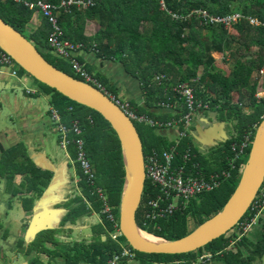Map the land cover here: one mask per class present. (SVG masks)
Listing matches in <instances>:
<instances>
[{
    "label": "trees",
    "instance_id": "1",
    "mask_svg": "<svg viewBox=\"0 0 264 264\" xmlns=\"http://www.w3.org/2000/svg\"><path fill=\"white\" fill-rule=\"evenodd\" d=\"M44 1L57 4L61 0ZM93 1L95 5L85 11L73 9L71 13H59V24L63 28L64 37L74 43L83 44V50L88 46L92 47L91 50L103 60L121 63L140 82L146 95L144 108L155 107L161 115H168L169 118H154L131 103L137 114L144 115L154 122L179 119L181 114L186 112L185 108L178 105L165 111L158 105L161 101H167L168 96H173L172 86L188 84L193 89L197 102L208 105L211 112H217L220 121L233 124L235 135L224 144L227 153L211 159H205L198 153L195 159L202 165L206 175L213 171H229L232 174V178L226 179L220 189L190 200L184 209L175 211L173 215L152 220L146 217L149 202L160 200L167 195L173 199V193L150 185L149 182L145 185L137 212L138 227L148 234L168 241L179 240L196 230L191 229L192 223L196 227L204 224L222 212L229 203L242 176L239 171L241 165L246 163L251 149L248 148L246 156L237 168L231 169L227 161L230 145L232 142L243 140L246 134H251L253 139L263 121L264 99L257 98V75L264 69V25L255 26L250 23L249 18L264 24V0H164V10L160 0ZM193 10H205L217 16L241 14L243 19L236 22L231 29L223 25L203 26L197 17L187 19ZM33 14L34 11L24 5L12 0H0V17L22 34L23 29L31 22ZM88 19L96 21L99 26L98 32L91 37L85 35ZM46 22L48 26L45 25L31 33L35 42L33 44L49 63L80 80L69 61L49 48L50 25L47 20ZM142 27H145L143 33L140 32ZM47 50V54L55 58V64L45 56ZM228 58L233 61L232 66L229 65ZM77 60L81 62L79 57ZM84 67L87 69L86 65ZM67 70H72L73 73ZM87 71L91 73L90 70ZM19 73L21 77L33 79L50 95L51 106L61 112L65 124L70 127L72 121L79 120L86 153L95 170V186H91L86 182L81 169L76 166L77 176L80 177L77 186L81 195H76L64 205L69 212L61 226L64 227L67 223L75 225L80 217L94 212L102 214L103 203L96 193V188L103 190L109 203L115 207L114 213L118 215L124 189L125 168L120 142L110 123L98 112L38 82L20 67ZM157 75L164 76L160 83L156 80ZM95 79L110 95L117 97L116 88L115 91L113 87L109 88L100 77ZM173 100L177 98L173 97ZM135 125L143 144L145 158L154 150H168L176 140L169 144L167 139L159 134L163 129L154 125L137 122ZM141 128L149 130L146 140L142 137ZM172 132L177 134L175 130ZM189 148L196 152L193 137L182 139L178 149L183 153ZM69 152L75 159L73 146H70ZM53 176L52 172L35 165L24 143L12 147H4L0 143V177L6 183L5 194L11 195L6 201V215L13 209L14 199L20 197L23 210L31 216L35 202L42 197ZM78 197L81 200H78ZM70 205L72 208H69ZM102 222L103 226L94 229L96 231L100 227L90 244L61 241L56 237L60 231L48 230L39 233L28 245L25 237L18 239L15 245L16 253L33 255L29 264H40L41 255L49 257L52 261L61 258L64 264H109V260L121 252L122 241L124 240L127 246L129 244L123 236L118 238L119 241L112 239L110 234L114 231V224L107 220L105 214H102ZM234 229L233 234L229 235V232L192 253L169 255L137 252L143 264H254L255 261L262 264L264 228L261 233L257 232V239H253L250 233L241 240H238L237 227ZM102 237L107 240L103 241ZM8 238L7 232L2 240ZM210 255L211 259L208 258Z\"/></svg>",
    "mask_w": 264,
    "mask_h": 264
},
{
    "label": "built area",
    "instance_id": "2",
    "mask_svg": "<svg viewBox=\"0 0 264 264\" xmlns=\"http://www.w3.org/2000/svg\"><path fill=\"white\" fill-rule=\"evenodd\" d=\"M12 1L24 5L30 10L39 12L51 26V31L48 36L50 48L60 57L69 61L75 74L80 76V80L106 91L95 77L87 71L84 65L77 60V52L83 50L84 45L66 39L58 19L59 13L61 12L71 13L73 9L85 11L93 7L95 5L93 0H61L57 4L43 0L36 2H30L28 0ZM160 2L162 4V9H166L164 0H160ZM173 16L177 18L176 15L173 14ZM193 17H197L203 26L223 25L227 29H231L236 22L243 19L241 14L217 16L205 10H193L189 13L187 19ZM249 20L250 23L255 26L264 25L257 19L249 18ZM261 73L264 74V69ZM4 74H8L15 78H18L20 75L19 67L13 58L0 48V75ZM163 79V76L157 77L159 83ZM171 92L173 96H168L167 101H161L158 106L166 111L169 107H177L179 105L185 108L186 112L181 114L179 119H173V121L155 122L144 115L137 114L129 101H123L107 92L112 100L134 123L150 124L163 130H175L179 135V139L175 140L168 150L162 152L154 150L145 158L146 183L149 182L150 185L160 187L162 190L167 189L168 193H173V199H170L167 195L165 198L161 197L160 200L149 202L147 205L146 217L152 220L163 219L173 215L175 211L184 209L190 200L220 189L226 179L229 180L232 178V174L229 171H213L209 175L204 173L202 165L195 160L197 154L203 152V148H200L199 152H194L191 148L186 149L183 153L179 151L178 148L182 139L192 137L193 135L195 117L205 112L211 113V111L208 105H204L195 100L194 91L188 84L174 85L171 88ZM167 93L168 91L165 88V94ZM27 94L34 95L35 91L27 89ZM173 97L177 98V100H173ZM50 113L53 122L57 125V130L60 135V149L69 155V147L71 144L74 145L76 152L74 166L76 165L81 169L89 185L95 186V170L86 153L85 141L82 138L83 129L81 128L79 120L72 121L69 127L64 123L63 116L58 109L51 106ZM73 136L74 139H71ZM253 139H251V134H246L244 139L240 142L231 143L230 155L227 157L228 165L231 169H236L239 162L246 156L248 148L252 146ZM245 164L246 163L241 165V169L239 170L241 174ZM77 179H79L77 181V183H79L80 177L77 176ZM96 193L103 203V214L106 215L109 222L114 224V232L116 234H112L113 239L121 237L119 214L117 215L114 213L115 207L109 203L108 197L101 188H96ZM247 214L249 215L246 217ZM247 214L244 217L245 219L243 218L244 221H242V219L236 226L239 232L238 240H241L245 235L251 233L262 222V218L264 217V185ZM138 256L139 254L135 249L126 247L123 248L120 253L115 254L112 263L119 264L124 260H130L132 262L135 261ZM211 257L210 255L208 258L211 259Z\"/></svg>",
    "mask_w": 264,
    "mask_h": 264
},
{
    "label": "water",
    "instance_id": "3",
    "mask_svg": "<svg viewBox=\"0 0 264 264\" xmlns=\"http://www.w3.org/2000/svg\"><path fill=\"white\" fill-rule=\"evenodd\" d=\"M0 48L38 82L98 112L116 132L125 168L124 189L119 206V226L122 236L132 249L146 254L177 255L196 252L227 235L245 217L264 185V118L256 130L240 182L223 211L184 238L168 241L155 236L162 242L153 244L143 239L140 234L143 231L137 225V212L146 185V171L143 144L133 120L106 91L76 79L49 63L27 37L1 17ZM214 114L216 116L218 113L214 112ZM223 123L220 126H223ZM198 132L203 136L206 130H198ZM218 142H226V139ZM206 146L215 147L217 143L206 144ZM29 156L37 167L55 175L33 208V216L24 238L27 244L32 243L43 231L57 230L63 217L69 212L66 208L60 207L68 202L64 193L66 194L68 181L65 164H68L69 160L62 164V170H58L43 154H30ZM50 205L55 207L48 208Z\"/></svg>",
    "mask_w": 264,
    "mask_h": 264
},
{
    "label": "crops",
    "instance_id": "4",
    "mask_svg": "<svg viewBox=\"0 0 264 264\" xmlns=\"http://www.w3.org/2000/svg\"><path fill=\"white\" fill-rule=\"evenodd\" d=\"M34 12L35 15L33 16L31 22L28 24L27 27L29 31H31V33H34L41 27L47 25L46 20L41 16V14L36 11ZM96 25L98 24L96 23ZM50 31H51V26H50ZM87 34L89 35V30L86 28L85 35L87 36ZM86 48L87 49L85 50H81L77 52L76 56L79 57L80 61L84 65H86L88 70L91 71L92 74L91 73L90 74L95 78L100 76L107 77L110 80L111 84H113V86H116L118 89L122 90L119 95L116 94L117 98L121 100L127 99V101L132 103L134 106H137L138 109L139 108L142 109V107L144 108L145 106L144 100L146 99L144 98L145 97V95L143 94L144 90L138 79L128 74L126 70L124 71L120 63L111 60H103L102 57H99L96 53H94L91 50L92 47L88 46ZM49 50H47L46 53H49ZM27 89L34 90L35 94L34 95L27 94ZM42 96L45 99H47L49 102V107L47 110L48 116L50 114L49 119L45 118ZM50 98H51L50 95L46 94L44 90L41 87L37 86L35 82H33V80L29 77L23 76L20 78H15L8 74L0 75V112L2 113L4 112L3 110L4 107H7L10 110L9 113H7L10 119V125L9 127L0 130V143L4 147H12L19 143H24L27 147V151L29 155L43 154L48 161H50L56 168H58V170H62L61 169L62 164H65V161L68 159H66L67 158L65 156L66 153H64L59 147L60 135L57 130V125L53 122L51 118ZM257 98H259V100L264 99L262 97H259L258 93H257ZM146 111L147 113H150L154 118H162V119L169 118L168 115H161L158 109L155 107L151 109H146ZM209 115L210 117H205L204 113H202L195 117L193 135H192L195 147L197 148L201 147V149L203 148L205 150L211 148H217L219 145L220 146L224 145L231 138V135L228 134V129L230 130L233 129V124L227 121H220L218 114L215 116L213 112L210 113ZM207 121H209L208 124ZM222 122H224L223 126H220ZM202 124H206L207 127H203ZM53 125L55 126L56 130H54ZM198 130L199 131L206 130V133L203 134V136H201ZM159 134H162L163 137L167 139L169 144H171V142L175 140L174 139L175 135L172 131L162 130L159 131ZM52 137H55L57 141V149L61 150V152H63L64 154L61 155L65 159L62 162L60 161L56 163L53 160H51L46 154L45 146L46 144H48L49 146L52 145ZM71 139H74V136L71 137ZM222 139L224 140L226 139V142L219 143L218 141ZM214 143H217V146L215 147L206 146V144L212 145ZM70 146L74 147L73 144H71ZM70 164L71 163L69 161L68 164L67 163L65 164V173L67 174L68 181L66 184L67 189H66V194L64 193V197L68 199V202L70 201V199L74 198L75 195L79 194V189L77 186L79 184L77 183V181L79 180L77 179V167L76 166L70 167ZM69 191L71 194L69 193ZM73 193L75 195H73ZM38 201L39 200L35 202V205ZM19 205L21 206L20 201H19ZM51 206H53V208L55 207L54 205H50L48 206V208H50ZM60 207L66 208L65 206H60ZM21 208L22 206L20 207V211L18 215L22 217L20 219L14 220V223L17 224L18 226L15 242L13 244L9 242L11 245V246L9 245L10 249L13 250L17 249V246L15 245L17 240L20 239V233L22 231V228L25 227V230L22 233L24 234L27 231L28 224L33 216V214L29 216L23 210V208L22 209ZM102 214L94 212L91 215L80 217L75 225L67 223V225L62 227L61 226L62 222H61L57 230L59 231L60 229H63L62 230L63 232H59L56 235V237L59 240L65 242H75V241L81 242V239H86L89 242H92L94 235H96L97 231H100V227L96 231L94 229L98 226H103ZM263 220L264 217L262 218V221ZM263 226L264 223L262 224V229L264 228ZM69 230L73 231L74 234L76 231H80L81 233L80 235L74 236V234L71 235L72 232H70ZM88 230H91V232H88ZM7 232L9 233L10 236L9 230H5V231L3 230V232L0 231V235H2V233L5 235ZM112 234H116V233L113 231V233L110 234V236L113 239ZM257 235L258 234H254L253 237H257ZM102 238L103 241L107 240L106 237H102ZM114 240H118V238ZM8 241H10L9 238L7 240H4L5 245L6 244L8 245ZM126 247L129 246L124 245L122 243L121 251L123 250V248ZM18 255H22V254L16 253V257ZM24 257L25 258H23L22 262H19L18 264H29V261L31 260L33 255L24 256ZM40 258H41L40 264H64L61 258H58L57 260L54 261H52L49 257L45 255H41ZM139 258L140 257L138 256V258L132 262L130 260H124L120 264L123 263L139 264L142 262L140 261ZM112 260L113 259H110L108 263L113 264ZM0 261L6 264L8 263L7 260L4 259H0Z\"/></svg>",
    "mask_w": 264,
    "mask_h": 264
},
{
    "label": "rangeland",
    "instance_id": "5",
    "mask_svg": "<svg viewBox=\"0 0 264 264\" xmlns=\"http://www.w3.org/2000/svg\"><path fill=\"white\" fill-rule=\"evenodd\" d=\"M37 12V11H36ZM35 15V12H34V14H33V16ZM86 28L89 30V35L87 34V36L88 37H91V36H94L97 32H98V30H99V26L98 25H96V21H94V20H90V19H88L87 21H86V27H85V30H86ZM22 30V29H21ZM145 31V27H142V28H140V32L141 33H143ZM87 32V31H86ZM23 35L24 36H26L27 38H30V39H32V40H30L32 43H35L33 40V38L31 37V31H29V29L28 28H26V29H23ZM45 56L51 61V62H53L54 64H55V58H53V57H51V55H49V54H47L46 52H45ZM228 62H229V65H231L232 66V64H233V61H229V58H228ZM121 64V63H120ZM121 66H122V64H121ZM122 68H123V70L125 71L126 69H125V67H123L122 66ZM130 70V69H129ZM68 72H70V73H73L72 72V70H67ZM126 72L128 73V74H130L131 76H133L130 72L131 71H127L126 70ZM257 76H259V80H258V83H259V86H258V96L259 97H262V98H264V74H262L261 72H260V74L259 75H257ZM21 76L19 75V77L18 78H20ZM134 77V76H133ZM157 77H162V75H157L156 76V80H157ZM164 77V76H163ZM135 78V77H134ZM33 80V79H32ZM100 80L103 82V83H105L109 88L110 87H113V90L115 91V88H116V90H117V92H118V94L117 95H119L120 93H121V91L122 90H120V89H118L116 86H113V84H111V82H110V80L107 78V77H103V76H100ZM155 80V79H154ZM33 82H35L34 80H33ZM35 84L37 85V86H39V87H41L37 82H35ZM144 95H145V92L143 93ZM145 97H146V95H145ZM144 97V98H145ZM42 102H43V104H44V111H45V118H47V119H49V116H50V114H49V116H48V113H47V110H48V107H49V102H48V100L47 99H45L43 96H42ZM123 101H127V99H122ZM132 102V101H131ZM144 102H145V100H144ZM145 104V103H144ZM3 110H4V112L2 113V112H0V130H2V129H4V128H6V127H9V125H10V119H9V117H8V115H7V113H9V109L7 108V107H4L3 108ZM141 111H143V113H147V111H146V108H143L142 107V109H141ZM210 113H208V112H205L204 113V115H205V117H210V115H209ZM138 126V125H137ZM202 126L203 127H207V125L206 124H202ZM53 128H54V130H56V128H55V126L53 125ZM142 130H143V128H141ZM142 132V137L146 140L147 139V136H148V134H149V130L148 129H146V130H143V131H141ZM228 134H230L231 135V137L235 134V132H234V130L232 129V130H230V129H228ZM174 135H175V138L174 139H179V135L178 134H175L174 133ZM194 142V141H193ZM220 146V145H219ZM217 147V148H211V149H203V152L201 153L202 154V157H204L205 159H211V157H213V158H218V156H221V155H223V154H225V153H227V149H226V147L224 146V145H222V146H220V147ZM201 147H199V148H197L196 147V152H199V149H200ZM45 151H46V154H47V156L51 159V160H53L54 162H56V163H58V162H62V161H64L65 159H64V157L63 156H61V155H64L63 154V152H61V150H59V149H57V141H56V139H55V137H52V145L51 146H49L48 144H46V146H45ZM65 156L67 157L66 159H68L69 160V162L71 163L70 164V167H73L74 166V164H75V159H73L71 156H70V152H69V155H67V154H65ZM76 166V165H75ZM18 180L20 179V178H17ZM16 184H17V182H16ZM5 186H6V183H5V180L4 179H2L1 177H0V231L1 232H3V230L5 231V230H9L10 231V236H9V240L10 241H8V245L6 244L5 245V242H4V240H2V237H3V233H2V235H0V259H4V260H7V262L9 263V264H18L19 262H22V260H23V258H25L24 256H22V255H18L17 257H16V251H17V249H10V243L9 242H11L12 244L15 242V238H16V233H17V228H18V226H17V224H15L14 223V220H16V219H20L22 216H19L18 215V213H19V211H20V205H19V198L20 197H16L15 199H14V201H13V209L11 210V211H9L8 212V215H6L5 213H6V201L8 200V199H10V196H8L7 194H5V192H4V188H5ZM73 195H75L74 193H73ZM77 195H81V193H80V191H79V194H77ZM74 197H76V195L74 196ZM78 200H81L79 197H78ZM69 208H72V205H70L69 206ZM22 209V208H21ZM263 223H264V220L262 221ZM261 222V223H262ZM262 223V224H263ZM262 224H259L252 232H251V237L253 238V239H257V237H253V235L254 234H257V232H262ZM198 227H199V225H198ZM198 227H196V225H194V223H192V225H191V229H197ZM24 230H25V227L24 228H22V231H21V233H20V238H22V237H25V233L24 234H22L23 232H24ZM63 229H60L59 231L60 232H63L62 231ZM235 230V229H234ZM87 232V231H86ZM88 232H91V230H88ZM235 231H231L230 233H229V235H231V234H233ZM80 231H76L75 232V234H74V232L72 231V233H71V235H73L74 234V236L75 235H80ZM81 242H85V243H87V244H90L91 242H89L88 240H86V239H81ZM122 243L124 244V245H126V242L123 240L122 241ZM10 245V246H9ZM8 246V247H7ZM7 263V264H8ZM122 263V262H121ZM0 264H6V263H4V262H1L0 261ZM120 264V263H119ZM139 264H143L142 262L141 263H139ZM254 264H258V262L257 261H255L254 262ZM262 264H264V261L262 262Z\"/></svg>",
    "mask_w": 264,
    "mask_h": 264
},
{
    "label": "bare ground",
    "instance_id": "6",
    "mask_svg": "<svg viewBox=\"0 0 264 264\" xmlns=\"http://www.w3.org/2000/svg\"><path fill=\"white\" fill-rule=\"evenodd\" d=\"M140 234L143 237V239H145L147 242H150V243H153V244H157V243L162 242V240H160L159 238H156L155 236H153L151 234H148L145 231L140 232Z\"/></svg>",
    "mask_w": 264,
    "mask_h": 264
},
{
    "label": "clouds",
    "instance_id": "7",
    "mask_svg": "<svg viewBox=\"0 0 264 264\" xmlns=\"http://www.w3.org/2000/svg\"><path fill=\"white\" fill-rule=\"evenodd\" d=\"M44 1V0H43ZM47 2V1H46ZM51 3V2H50ZM34 11V10H33ZM42 16V15H41ZM59 17V16H58ZM46 20V19H45ZM19 67V66H18ZM255 136V135H254ZM254 140V139H253ZM253 143V142H252ZM251 150V149H250ZM250 153V152H249Z\"/></svg>",
    "mask_w": 264,
    "mask_h": 264
}]
</instances>
